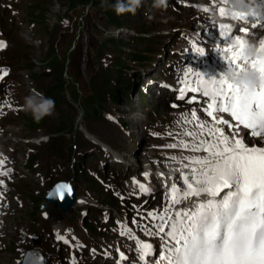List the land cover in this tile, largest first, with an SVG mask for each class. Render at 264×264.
<instances>
[{"label": "rangeland", "instance_id": "rangeland-1", "mask_svg": "<svg viewBox=\"0 0 264 264\" xmlns=\"http://www.w3.org/2000/svg\"><path fill=\"white\" fill-rule=\"evenodd\" d=\"M16 2L19 8V11L16 12L9 9L2 10L3 7L0 6V38L6 39L10 43V49L5 59L12 64L13 72L16 69V75L25 82L26 97L36 93V91L44 94L43 92L46 89H48L47 93L52 95L49 88L56 84L61 74L64 75L63 80L66 81V85L63 90L58 89L56 91V95H59V104L52 115L34 121L33 117L25 112L7 120L11 124L9 132L0 139L2 146L11 147L12 143H19L16 139H10L14 133H16L15 137L38 136L48 132L54 133V136L49 142L41 146L40 151L36 154V158L39 157L42 163L38 170L46 175L47 183L45 185L40 184V181L31 172H27L28 174L18 182L19 186L16 184L14 187V190L18 188V191L22 192L21 197L25 206L18 208L17 211L11 210L6 215L3 229L5 232L3 236L4 246L0 249V264H18L16 259L21 257L24 250L35 246L31 237L28 234H23L24 230L30 234L36 232L40 236L41 243L38 246L48 254L51 261L49 264H59L58 245L54 241V234L51 233L49 228H47L46 233H42L45 227H51L57 221L53 218L50 221L43 220L41 217L42 208L36 209L37 203L42 205L47 189L58 178L71 179L81 190L79 193L81 195L87 193L95 199L100 198L102 202L108 199L109 195L98 182L86 178L83 175L84 173H78L72 169L73 163L74 168H77L78 164V160H72V157H77L82 152L86 154L89 161V164L86 163L85 168L82 167L85 169L86 174H90V169H99L103 173L101 162H97V159L103 158V154L96 152L100 157H92L90 154L94 153V149L100 145L95 144L90 138L86 137L84 129L109 146L111 145V147L126 153L129 157L131 156L130 153L137 154L140 157L143 153L142 146L150 145L149 141L152 140H149V138L145 140L140 130L143 129V121H136V117L145 116L144 107L138 104L136 97L133 96V100L129 103L126 90L123 89L122 84L118 86L121 92L120 99L116 101L112 98L111 92L117 86L113 83L108 84L103 78L109 73V77L115 79L119 73L113 68V64L105 58V55L113 52L121 59L135 61L131 53L139 50L143 52L145 44L141 43L140 39L133 34L131 28L135 27L143 30L145 26L143 22L145 20L152 21L154 26L149 29L154 30L153 35L156 36L162 33L166 35L167 31L165 29H167L171 18L164 19L157 16L165 14L162 9L153 7L149 12L148 7L142 5L140 13H136L137 11L135 14L126 13L124 17H121L124 25L120 29L123 33H119V35L117 34L119 32L118 28L109 25L110 23L108 24L110 20L107 14L99 11L91 3L72 7L71 5L76 4V2L70 4V0H33L34 5L31 7L32 0H18ZM154 9L157 11H154ZM169 13H171L169 17H172V12ZM63 17L71 18L72 25L70 29L66 30L61 24ZM106 32H109L108 36H105ZM167 41L170 42V38ZM121 44H123V49L119 51L116 45L121 46ZM155 50L160 49L156 48ZM54 53L58 55L57 62L49 58ZM150 55H153L151 62L154 64L163 61L164 56L163 54L161 56L159 52H151ZM136 62L139 68L147 63L144 60ZM102 64L106 65L107 68ZM125 71L123 73L124 79L130 78L133 69ZM36 75L38 77H34ZM138 76H140V72ZM138 76L133 80H136ZM122 81L126 84V80ZM93 90H96L98 97ZM95 99H99V112L93 113L90 108L88 110L82 109L81 101L89 105L90 101L94 103ZM145 103L149 108L152 106L147 99ZM109 110L120 112L123 121L127 125L129 124V128L134 132L133 140L121 131L120 127L105 118L104 112ZM128 112L132 113L129 115ZM164 113L162 112V114ZM80 116L81 119L78 121ZM65 118L69 119L70 124L74 126V130L68 129L63 133H58L57 126ZM152 125H156V123H152ZM55 135L57 136L55 137ZM54 138L56 140H53ZM74 144L78 145L77 150L74 149ZM18 146L19 157H21L19 167L26 173L23 164L27 161L26 146L28 145L21 141ZM130 159L132 158L130 157ZM59 163L65 165L66 169L54 173L53 169L57 168ZM109 163L114 169L118 168L120 178H123L127 167L110 161ZM29 168L32 171L34 170L33 162L29 165ZM88 168H90L89 171ZM74 208L73 210L79 209V207ZM54 215L57 216L55 213ZM35 216L37 218L33 219ZM69 217L71 218L70 214ZM58 221L61 222V225H65V220L63 222ZM77 221L78 224L75 226L85 233L82 220L77 219L74 223H77ZM69 231L71 234H76V231L72 228H69ZM89 234L90 232L87 231V236ZM91 235L96 240H101L102 237L106 236V234L96 233V231L91 232ZM62 264H65L64 260Z\"/></svg>", "mask_w": 264, "mask_h": 264}, {"label": "snow or ice", "instance_id": "snow-or-ice-1", "mask_svg": "<svg viewBox=\"0 0 264 264\" xmlns=\"http://www.w3.org/2000/svg\"><path fill=\"white\" fill-rule=\"evenodd\" d=\"M219 12L221 16L230 14L233 19L246 22L252 18L253 23L258 16L255 12L227 13L223 7ZM220 27L229 45L233 40L239 44V50L223 52L228 68L242 70L240 48L245 40L238 35L231 36L230 25ZM239 31L247 32L246 29ZM6 46L0 41V49ZM197 51L204 55L203 49ZM252 65L264 79V58L253 61ZM183 83L185 88L180 89L179 98L185 100L186 91L201 93L208 98L204 102L207 107L202 111L217 125L227 126L228 131L225 134L223 128L206 127L193 110L191 118L198 121L196 130L185 133L193 137V142L181 141L169 147L207 155L186 158L185 167L192 166L190 174L181 175L180 185L172 187V203L185 204V210L177 208L172 217L166 214L154 217L159 223L156 231L148 234L159 237L163 248L132 237L139 245L138 259L143 264H264V85L255 91L241 90L227 81L225 73L220 78L198 79L195 87H189L186 80ZM186 102L193 103L194 98ZM215 112L227 113L229 118L216 119ZM231 121H235V125ZM188 122L185 118V123ZM241 126L248 130L246 138H256L250 139L252 146L240 137ZM205 132L211 141L199 139ZM0 175L7 173L0 172ZM139 187L142 192H150L144 184ZM186 202L192 204L190 209ZM57 239L68 243L60 234ZM152 256L156 257L155 261L149 260ZM120 259L127 257L120 253Z\"/></svg>", "mask_w": 264, "mask_h": 264}, {"label": "clouds", "instance_id": "clouds-1", "mask_svg": "<svg viewBox=\"0 0 264 264\" xmlns=\"http://www.w3.org/2000/svg\"><path fill=\"white\" fill-rule=\"evenodd\" d=\"M142 0H116L115 3H109V0H103L105 8H111L117 15L133 13L139 9ZM168 0H154L153 7L157 9H166ZM229 12H255L258 15H264V0H227L225 5ZM109 32L105 33L108 36ZM264 45V39L259 41H248L240 48L242 60V70L236 68H228L225 73L226 79L232 85L245 91H255L264 85L261 73L258 72L252 65L253 61L264 58V51L261 47ZM247 61V63H244ZM24 110L29 112L36 121L42 120L53 114L55 110V100L43 94L33 93L24 98ZM65 193L71 197L72 191L68 184L57 185L49 192V197L52 199L63 200ZM24 264H42V261L35 255L34 252H28L24 256Z\"/></svg>", "mask_w": 264, "mask_h": 264}, {"label": "water", "instance_id": "water-1", "mask_svg": "<svg viewBox=\"0 0 264 264\" xmlns=\"http://www.w3.org/2000/svg\"><path fill=\"white\" fill-rule=\"evenodd\" d=\"M61 184H68V183L61 182V183H58L57 185H61ZM57 185H56V186H57ZM68 185H69V187L71 188V191H72V195H71V197H68L67 194L65 193V197H64V199H63V200H60V199H52V198H50L49 195H48V199H49L51 202H53L55 205H57V206H59V207H61V208H63V209H68V208L71 206V204L73 203V201L75 200V196H76L73 187H72L70 184H68ZM56 186H55V187H56ZM55 187H54V188H55ZM54 188H53V189H54ZM53 189H52V190H53ZM52 190H51V191H52ZM30 252H34L35 255H36V256L42 261V264H46V261L42 258V256H41L39 253H37V252H35V251H30ZM22 264H24V261L22 262Z\"/></svg>", "mask_w": 264, "mask_h": 264}, {"label": "trees", "instance_id": "trees-1", "mask_svg": "<svg viewBox=\"0 0 264 264\" xmlns=\"http://www.w3.org/2000/svg\"><path fill=\"white\" fill-rule=\"evenodd\" d=\"M79 1H81V2H83V3H85V2H89V0H77V2H79Z\"/></svg>", "mask_w": 264, "mask_h": 264}, {"label": "bare ground", "instance_id": "bare-ground-1", "mask_svg": "<svg viewBox=\"0 0 264 264\" xmlns=\"http://www.w3.org/2000/svg\"><path fill=\"white\" fill-rule=\"evenodd\" d=\"M13 19H14V17H13ZM11 20V19H10ZM9 23V22H8ZM7 24V23H6ZM138 184L140 185V184H142L141 182H138ZM12 224V223H11ZM7 257V256H6ZM5 260V259H4Z\"/></svg>", "mask_w": 264, "mask_h": 264}]
</instances>
